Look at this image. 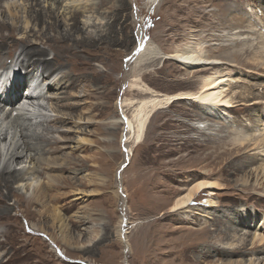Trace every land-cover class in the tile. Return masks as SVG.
<instances>
[{
    "label": "rangeland",
    "instance_id": "rangeland-1",
    "mask_svg": "<svg viewBox=\"0 0 264 264\" xmlns=\"http://www.w3.org/2000/svg\"><path fill=\"white\" fill-rule=\"evenodd\" d=\"M16 1L20 5L19 24H28L17 38L30 29H34L31 35L47 31L53 10L66 28L73 25L72 17L78 14L83 30L76 36L91 33L95 38L84 46V53H92L93 65L107 76L96 79L99 89L95 97L86 96V83L68 90L81 95L76 100L80 102L77 110L66 106L73 98L64 97L67 94L58 90L52 94L54 100H36L32 121L37 122L38 130L42 122L50 124L47 115L69 119L68 124L59 127L70 133L66 148L52 154L71 161L60 172L58 182L67 181L69 185L51 191L46 206L22 201L33 199L34 188L44 177L28 189L16 188L17 195L8 200L12 206L10 217L0 220V264H264V244L258 239L250 242L249 236L255 227L264 234V156L252 159L264 153L260 140L264 137V76L246 74L245 69L253 68H241V63L227 59L248 45L240 51L248 50L246 65L252 61L264 65V0H91L88 7L81 5L78 13L67 6L69 0ZM31 2L35 6L30 7ZM38 10L45 13L42 19L36 18ZM37 35L30 37L40 42ZM149 43L154 52L157 49L163 53L183 49L187 43H202L209 55L230 64L190 72L175 60L155 59L154 52L141 55L142 45ZM39 45L46 49V57L53 59L55 51L43 43ZM219 46H225L226 52L220 53ZM4 63L0 65L4 76L17 73L18 78L27 80L28 70L17 60V54H7ZM31 69L38 74L41 71ZM67 72L72 74L68 67L57 69L50 80ZM219 72L228 81L225 84L230 99L238 103L259 97L263 103L252 108L239 102L225 111L223 122L208 115L212 110L180 98L154 113L142 141H123L122 125H117L118 105L125 99L143 96L136 85L168 93L194 90L206 74ZM37 75L34 82L42 79ZM9 88L14 87L9 83ZM16 102L14 106L19 105ZM21 103L34 109L30 100ZM92 103L99 105L93 111ZM39 109L42 111L37 112ZM200 121L210 130L202 132L194 126ZM241 135H250L254 140L237 147L233 140ZM87 138L98 141L93 147L97 154L81 147L88 145ZM254 169L260 175L253 176ZM91 177L93 182H89ZM204 177L217 180L220 187L201 192L189 210L170 211L173 200L193 181ZM56 192H61V201L52 198ZM208 198L217 204L209 205ZM241 205L256 209L263 217L248 223V235H242L245 229L241 226L245 225H239L237 208ZM59 211L61 223L65 222L62 229L56 219ZM75 213L81 218H75ZM120 228L127 237L126 244L119 236ZM230 244H236V248H228ZM251 257L253 260L248 261Z\"/></svg>",
    "mask_w": 264,
    "mask_h": 264
},
{
    "label": "bare ground",
    "instance_id": "bare-ground-1",
    "mask_svg": "<svg viewBox=\"0 0 264 264\" xmlns=\"http://www.w3.org/2000/svg\"><path fill=\"white\" fill-rule=\"evenodd\" d=\"M90 1L91 0H69L67 1V6L73 8L75 13H78L80 7H82L83 4L85 6L89 5L90 3H92ZM34 3L31 2L29 4L30 7ZM19 6L20 5L18 4V1L16 0H0V65L5 64L4 62L6 61L7 54L10 55L11 53H14L17 54V60L28 70L29 73L27 80H25L24 78H18L19 75L17 73L13 74L16 80L15 81L12 77V80L15 81L14 85H11L14 87L13 89H11L12 87L7 89L9 83H11L10 78L9 80H7L8 78L6 76H0V220L6 217H10L9 212L11 211L12 206L9 204L8 200L10 197L17 195L15 193L16 188L23 189L27 187L28 189L29 187H32L31 185L33 184V182L38 183L41 181V178L44 177L45 180H43L42 183L34 188L36 194L34 195L33 199H23L22 201H26V203L29 204H31L32 201L36 205L46 206L48 201L51 200V191L61 190L69 185L67 181L64 182L65 185L58 182L62 177L60 172L66 170V168L71 164V161L69 162L63 157H54L52 155L60 154L66 148L65 144L68 142L67 136H69L70 133L67 132V130L60 131L59 127L63 124H68L69 119H66L62 116L51 117L47 115L46 117V115L43 114L42 116L45 115L44 117H46V119L49 118V123L51 125H45V123L41 121L45 126L43 125V127H41L42 129L38 130V125H36L37 122L34 123L32 121V116L33 114H35L34 110L36 109L35 105H37V103H35L36 100L39 101L40 98L45 97L49 100H54L55 96H53L52 94L55 92V90H58L60 94H67V96L65 95L64 97L73 98V101H71L72 103L68 104L67 102L66 106L72 108V110H77L80 107V102L76 100H78L81 95L78 93L71 94V92H69L68 90L75 88L77 89L78 87L82 86V83H86L85 86H88V89L85 92L86 96L91 98L95 97L99 89L96 83V79L98 77L104 78L107 76L106 74L99 72L95 65H93L92 59L95 57L91 55L92 53H89L87 51L84 53V46L89 45V43L93 42L95 38L91 36V33L83 36L82 38H78L76 36L83 30V28L80 26L78 14H75L74 17H72L74 21L73 25L70 26V28H66L62 27L53 10L51 14L49 13L53 21L48 26H46L47 31L41 32L38 35H31V32L32 30L34 31V29H30L27 33L25 32V36H23L22 38H17V34L20 33L23 28H27L26 26L28 25L26 24L25 26L24 23V26L22 24L21 26L19 24V19L21 17L18 15L19 12L17 11ZM2 8H4V10H2ZM30 11H33V9H31ZM36 13L37 19H42V16L45 14L43 10H38ZM50 31H52L53 33H49ZM35 35H37L36 38H38L40 42L31 39L30 36ZM40 43L47 45L55 51V56L53 57V59H48V57H46V49H41L39 45ZM244 46L247 47L248 45H243L241 47L242 50L245 48ZM207 47L206 48L209 51L212 50L211 47ZM224 47L225 46H219L217 49L220 50V53H224L227 49ZM141 48V55H145L147 53L153 54L154 52L153 46L150 43L147 45H142ZM261 48H263V46ZM241 49L239 50V52L236 50V52L231 53L233 57H230L234 59H230V57H228L227 59L232 61L236 60V62L241 63V68H243V66H250L251 68H253L252 70L245 69L246 74L248 73L251 76L255 75L258 77H263L264 74L262 73H264V65L260 66V64H257L258 62L254 64L253 61L249 63V65H246L248 61L246 60L245 55L248 50L246 49L245 53H240ZM231 51L227 52L228 56ZM82 54L89 56V58H84V56H81ZM154 57L155 59L158 58L161 60L165 58L175 60L184 68L190 70V72H194L200 69L221 68L225 64H230L227 63V61H225L224 59L221 60L220 58L209 55L202 43H200L199 45H196V43H187L183 49L177 48L170 53L159 52L156 49V52H154ZM16 65L19 67L17 63ZM32 67L41 69V71H39L40 73H35L34 70L31 69ZM66 67L71 70L72 74L67 72L66 74L61 75L58 79L56 78L50 80L51 76L57 69L64 70ZM256 67L260 68L259 71L256 70ZM12 68L14 69V67ZM37 74L40 76V78L42 77V79L39 78L40 80L38 82L35 81V83L34 80ZM225 80L227 81V79L224 78V74H220V72L206 74L203 77V83L199 88L194 90H181L174 93L157 91L148 86L140 87V84L136 85L138 87L134 86L143 96L125 99L121 103V105H118L120 116L117 120V125H122L123 141L127 142L131 139L135 143L142 141L146 135L148 125L154 113L161 108L167 107L172 102H174L175 99L181 98L197 102L198 104L212 110V112H210L208 115L223 122H226V120L224 119V115L226 114L225 111L230 109L229 107L238 106L237 104L239 102H241V104L248 103V105H253L252 108L257 107L259 104L263 103L258 100L259 97H257V99H253L251 102H248L250 97L247 100H238V103L236 101H233L228 97L229 92L226 88L228 84H225ZM8 81L9 83H7ZM44 85H46V87H44ZM31 86H35V88H31ZM21 88H23V90L26 89V92L20 93L19 90ZM247 89L248 88H246L245 90ZM247 91L249 92V89ZM250 93L251 92H249V94ZM249 94L247 95L249 96ZM106 95L108 96V94ZM24 99L30 100V103L34 107V109H30L28 107H25L24 105L22 106L20 102ZM15 101H19L18 106H14L15 104H17V102L14 103ZM38 105L39 107L41 106L40 104ZM63 106H65V104H63ZM92 106L93 111L97 109L99 105L92 103ZM213 109L215 110L213 111ZM40 111L42 110L39 109V111L37 112ZM256 115H258L257 117L260 118V114ZM194 126L199 128L202 132H205L207 130L209 131L211 128L209 127V125L207 126V124H204V122L201 121L194 124ZM54 133H58L60 135H54ZM249 140L252 141L254 139H250V135H241L236 136V138H234L233 140V143H237V147H245L249 145L247 143V141ZM260 140L262 141V143H264V137L260 138ZM86 141L88 142V145H82L81 147H84L85 150H90L91 152H93L91 154H97L96 149H93V147H95L98 141L92 138H87ZM254 142L257 143L258 141ZM126 153L130 154L128 151H125V154ZM260 154L264 156V153H259V155L253 156L254 158L252 159L256 161L259 160V158L261 157ZM72 163L77 164L75 162ZM257 168L258 167H256V169ZM261 170L262 172H260L263 173L264 176L263 165ZM256 171L257 170L254 169V172L252 173L253 176L254 174L260 175V173ZM89 182H93L92 177L89 179ZM244 184H248V181H245ZM219 187L220 183L217 180L207 177L197 179L185 189L184 193L178 195V197L173 200L170 206V211L178 212L182 209L189 210L190 205L201 192L208 188L212 189ZM52 196L54 200H62L61 192H56V194ZM17 201L18 200H16V202ZM206 203H208L209 205L217 204L212 198H208L206 200ZM73 216L78 219L81 218L78 213H75ZM237 216L240 218L239 225H245L241 226L242 229H245L241 231H245V233H242V235H248L247 228L249 227L247 225L249 222L255 223L256 221H260L263 219V217L259 216L256 209L246 208L243 205L237 208ZM56 217V219L60 223V229H62V226H64L65 223H61V221L63 220L62 212H56ZM123 222L124 220L122 219V223ZM252 230L253 231L250 232L249 235L251 238L250 242L254 243L258 239L260 241V244H264V234L259 232V228L255 227L252 228ZM119 232V236L121 237L122 242L126 244L127 237L124 235V231L122 230V228H120ZM243 238L245 239V237ZM228 246V248L230 249L236 248V244H230ZM252 260L253 259L251 257L248 261Z\"/></svg>",
    "mask_w": 264,
    "mask_h": 264
},
{
    "label": "water",
    "instance_id": "water-1",
    "mask_svg": "<svg viewBox=\"0 0 264 264\" xmlns=\"http://www.w3.org/2000/svg\"><path fill=\"white\" fill-rule=\"evenodd\" d=\"M175 100H177V99H175Z\"/></svg>",
    "mask_w": 264,
    "mask_h": 264
}]
</instances>
